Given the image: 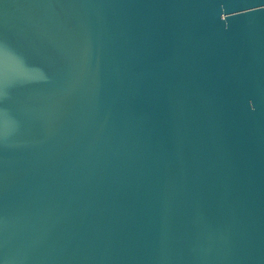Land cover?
Here are the masks:
<instances>
[{
	"label": "water",
	"instance_id": "95a60500",
	"mask_svg": "<svg viewBox=\"0 0 264 264\" xmlns=\"http://www.w3.org/2000/svg\"><path fill=\"white\" fill-rule=\"evenodd\" d=\"M0 264H264V0H0Z\"/></svg>",
	"mask_w": 264,
	"mask_h": 264
}]
</instances>
